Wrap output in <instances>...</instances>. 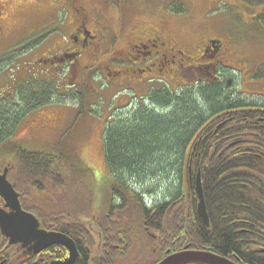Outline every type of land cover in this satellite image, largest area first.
I'll use <instances>...</instances> for the list:
<instances>
[{"label":"trees","instance_id":"1","mask_svg":"<svg viewBox=\"0 0 264 264\" xmlns=\"http://www.w3.org/2000/svg\"><path fill=\"white\" fill-rule=\"evenodd\" d=\"M31 1L37 4L41 0ZM244 1L248 5L264 6V0ZM180 10L177 9L182 12ZM40 31L44 35L52 34V30ZM34 39L36 43L43 37L31 38ZM14 47L13 54L18 53V47ZM105 55L101 53V57ZM36 63L41 61L37 59ZM17 70L19 67L12 70L11 76L18 88L16 93L21 95L25 106L12 115L11 119L16 121L20 114L41 106L45 100L41 99L40 91L46 93L43 82L36 81V77L31 81L32 73H26V79H18ZM84 71L85 75L89 72L88 68ZM41 77L39 79L49 78ZM253 77L264 79V65ZM219 80L199 89L195 84L177 90L165 85L152 87L145 97H139L127 115L120 116L124 113L122 108L113 110L114 116L105 123L103 133V154L111 178L108 191H105L107 206L104 204L103 215L95 217L90 226L80 218L93 208L94 192L90 191L88 196L85 188V193H79L70 179L86 173L93 178L90 169L80 168L63 154L54 156L29 151L19 145H15L13 158L0 157L9 167V180L20 194L23 209L33 213L42 227L63 232L74 239L78 255L73 264H103L109 258H102L101 250L114 258L136 255L139 247L143 252L138 255L145 257L146 248H150L147 242L152 239L158 260L166 256V250L175 252L189 245L190 248L208 249L222 256L237 258L239 264H264V121L259 119L264 117V104L229 100L226 95L232 92H229L230 89L225 91L224 82ZM218 114L222 119L230 117L221 128L224 138L221 150L217 151L214 143L216 117L202 130L189 152L188 167L192 182H188L189 210L185 217L186 198L182 179L187 147L196 132ZM10 123L8 128H0V143L8 138L6 133L11 135L14 132L16 122ZM209 138L212 142L207 145ZM198 171L209 226L203 223L196 210L195 176ZM162 174L173 175L176 181L169 198L158 201L157 193L146 189L148 185L143 183V177L149 176L152 182ZM83 178L86 177L83 175ZM54 196L58 199L53 200ZM66 203L71 205L70 213L64 211ZM115 203H118L116 209H119L116 214L122 215L118 220L123 231L120 240L114 234L119 229L110 230L106 217ZM76 214L80 216L78 220H74ZM130 231L138 234V241ZM118 243L122 245V252L112 246ZM58 247L57 251H51L54 257H47L45 264L67 255L64 247ZM130 247L132 250L128 252ZM94 249L97 256H93L96 254ZM18 252L20 254L14 251L4 255L8 258L5 264H41L36 255Z\"/></svg>","mask_w":264,"mask_h":264},{"label":"rangeland","instance_id":"2","mask_svg":"<svg viewBox=\"0 0 264 264\" xmlns=\"http://www.w3.org/2000/svg\"><path fill=\"white\" fill-rule=\"evenodd\" d=\"M3 2L7 4L3 15L6 34L0 42V51H4L0 57V128H8L11 121L16 124L14 132L11 135L6 133L8 138L0 143V157L13 158L15 145H19L29 151L54 156L63 154L80 168L90 169L93 178L88 173L78 175L81 179L70 178L72 186L79 193H85V188L88 196L91 195L90 191L94 192L93 208L83 214L84 218H80L90 226L95 217L103 215L105 209L102 208L107 201L105 191H108L111 180L103 154L105 123L114 116L113 110L123 105L124 113L116 112L121 117L127 115V111L136 104L133 99L145 97L150 86L141 88L135 85L134 89L128 90L124 86L108 82L101 73L96 74L97 70L91 69L87 79L80 77L74 83L67 79V71H63L66 65L55 77L47 75L44 72V62L36 63V60L48 54L53 42L62 40L70 27L69 23L63 24V12H57L53 8V4L56 5L58 1L41 0L32 4L34 2L31 0H0V7ZM179 7L182 12L177 11ZM90 8L92 16L89 29L99 38L105 49L109 48L115 37H118L119 47L126 48V43L134 32L145 30L150 25L153 28H161L160 25L170 26L180 38L182 50L186 54L197 52L206 36L221 39L225 46L222 57L227 62L222 67L223 70L226 69L227 75L222 79L231 80L229 92L232 93L226 97L229 100L240 99L247 102L261 100L259 94L264 93V79H253L251 74L264 65V6L248 5L244 0H90ZM48 23L50 24L44 27ZM59 26H63V35L58 32ZM38 29L52 30V34L44 35L47 39L39 47L37 42L33 43L31 40L37 36L33 33ZM30 41L31 44L28 43ZM12 46L18 47V53L13 54ZM97 56L101 59L100 52ZM79 63L81 68H86L90 65V58L82 54ZM17 67V76L26 79L32 73L31 81L36 77V81L44 83L46 93L40 91L41 99L50 97L51 103L35 108L31 113L20 114L16 121L11 119L12 115L25 106L21 95L16 93L18 88L15 86V89H11L14 84L12 70ZM41 76L49 78L39 79ZM194 76L191 68L186 69L184 81L177 79L168 83L169 86L176 87L194 79ZM164 85V82H159L155 84V88ZM237 85L238 91L244 93L243 98H253L244 100L242 96L236 95L233 87L237 88ZM3 163L0 160V168L5 166ZM143 178V183L149 187L146 186L148 192L157 193L158 201L169 198L171 187L173 188L176 181L175 176L163 174L157 175L152 182L149 176ZM55 199L58 197L54 196L53 200ZM64 209L66 213L72 211L68 203ZM78 217L80 216L76 214L74 220H78ZM150 242L154 243L153 239ZM140 252L143 251L137 247V253ZM145 252L151 254L147 248ZM123 257L124 255L121 256L122 259Z\"/></svg>","mask_w":264,"mask_h":264},{"label":"flooded vegetation","instance_id":"3","mask_svg":"<svg viewBox=\"0 0 264 264\" xmlns=\"http://www.w3.org/2000/svg\"><path fill=\"white\" fill-rule=\"evenodd\" d=\"M6 4L3 2V5L0 7V42L6 34L5 16H3ZM54 9L57 12H63L65 18L63 24L65 25L69 23L70 27L67 29L66 36L62 37V40L53 42L51 50L48 54L44 55L46 57L45 59L38 58L39 61H44V72L48 75L60 73L66 65L67 71L69 72L67 79L74 83L78 82L80 77L84 78V76H86L84 71L85 67L81 68L79 63L80 56L86 54L90 58V65L86 67L89 71L90 69L91 71L97 70L96 74L101 73L108 82L124 86L125 89L128 90L134 89L135 85H138L141 88L149 86V88H151L154 87L158 81L165 82L168 86L170 84L168 82L170 81H176L177 79L184 81V71L190 68L195 75L194 79H192L193 81L190 80L185 81L183 84H178L176 85L177 89L185 87L188 84H195L199 89L204 85L213 83L219 79H221L219 81L224 82L223 85H225V90H228L231 87L230 79L224 81L222 78H219V74L222 73L221 68L226 65L227 62L223 60L222 57V52L225 47L224 43L218 39L206 36L200 44L197 52L186 54L182 50L183 48L180 38L170 26L160 25L161 28H153L150 25L149 28L145 30L134 32L135 34H133L128 43H126V48L121 49L119 47L118 37H115L109 48L105 49L103 43L99 41V38L89 29L92 16L90 0H59ZM62 28L63 26L58 27V32L60 31L61 34H63ZM36 34L37 37L35 38L43 37V40L38 39L36 41V45L39 47L47 38H44V34L41 33L40 30L36 31ZM39 41L41 44L38 45ZM34 42L35 39L33 40V43ZM98 52L105 53V57H101V59L106 58V60H101L100 56H97ZM81 70L82 72H80ZM18 79H20V76H18ZM15 86L16 84L14 83L13 87ZM259 119L264 121V117H260ZM229 120L230 117L226 116L224 119L221 117L216 121L214 143L217 151H220L223 146L224 138L222 137L221 128L225 123L227 124ZM211 142L212 138H209L207 145H210ZM5 170L6 178L9 180L8 165L0 168V174ZM114 206V208L110 207V211L106 214V217L109 227L111 228L110 230L115 227L119 229L114 234H117L120 240L123 237L121 233L123 231L121 226L122 223L118 222V220L122 218V215L120 213L116 214L119 209H116L118 206L117 204ZM0 208L7 212L10 211L9 208L5 207V202L1 197ZM132 234H134L135 237H138V234L135 231H133ZM149 235L154 237L151 233H149ZM0 237V254L3 255L2 259L0 258V264H5V261L8 260L4 255L8 252L14 253V251L19 253L18 250L21 251V254L36 255L37 260L41 264H45L47 257L50 259L54 257L51 251H57L59 249L58 246H60L53 244L35 252L30 246L23 248L19 243L10 244L9 239L2 235L1 230ZM148 244H150L148 251L151 252V254L147 253L145 257L139 256L137 253L136 255L127 257L124 255L123 259L121 258V255L114 256L113 258L112 256L104 254L102 250L100 256L102 258H109L105 261L107 264H157L160 260H158L157 255H155L156 245L152 242ZM112 246L114 250L118 252L123 251L122 245H119V243L113 244ZM131 250L132 247H130L128 252ZM94 252L96 254H93V256H97L98 254L95 249ZM168 252L172 253L170 250H166L165 253L167 254ZM227 258L239 264L237 258Z\"/></svg>","mask_w":264,"mask_h":264},{"label":"water","instance_id":"4","mask_svg":"<svg viewBox=\"0 0 264 264\" xmlns=\"http://www.w3.org/2000/svg\"><path fill=\"white\" fill-rule=\"evenodd\" d=\"M206 126L203 125L193 136L185 154L183 164V188L187 201L186 216L188 211V191H187V167L188 156L192 144L199 133ZM195 187L197 194L196 210L199 217L206 226H209V217L204 201L200 172L195 177ZM0 196L5 201V206L10 209L9 212L0 208V230L3 235L9 239V243H21L23 247L31 245V248L37 252L52 244H61L68 249L69 256L62 261H54L52 264H73L77 257V249L73 240L66 234L46 231L39 228V222L29 212L22 209L18 193L6 178V170L0 174ZM264 252V250H262ZM157 264H236L235 262L217 255L209 250L190 249L185 246L184 249L167 254Z\"/></svg>","mask_w":264,"mask_h":264},{"label":"bare ground","instance_id":"5","mask_svg":"<svg viewBox=\"0 0 264 264\" xmlns=\"http://www.w3.org/2000/svg\"><path fill=\"white\" fill-rule=\"evenodd\" d=\"M189 246V245H188ZM190 248V247H189Z\"/></svg>","mask_w":264,"mask_h":264}]
</instances>
